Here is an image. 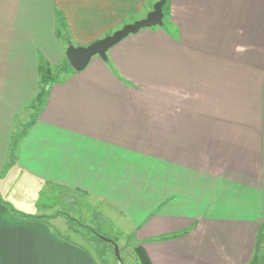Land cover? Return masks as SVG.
Masks as SVG:
<instances>
[{"label":"crops","instance_id":"1","mask_svg":"<svg viewBox=\"0 0 264 264\" xmlns=\"http://www.w3.org/2000/svg\"><path fill=\"white\" fill-rule=\"evenodd\" d=\"M158 1L0 0V192L15 168L37 193L106 205L151 264H251L264 257V0H168L162 27L50 87L9 164L41 61L58 67L65 38L89 46ZM1 197L0 264H97Z\"/></svg>","mask_w":264,"mask_h":264},{"label":"rangeland","instance_id":"2","mask_svg":"<svg viewBox=\"0 0 264 264\" xmlns=\"http://www.w3.org/2000/svg\"><path fill=\"white\" fill-rule=\"evenodd\" d=\"M148 5H150V1L146 6ZM146 6L145 8H147ZM145 12L146 9H144V12L142 13H134L130 18L126 19L123 24L126 25L133 24L137 21L144 19ZM115 32H113L112 34H114ZM64 76L66 75L60 74L58 77L62 78ZM28 120H29V115L25 113L18 118V127H17L18 133L22 129L20 128L22 126L21 124L23 125L26 124ZM4 174L5 176L2 180L4 186L3 191L4 189L6 190L5 194L10 197L11 200L10 204L16 210L29 215H36L38 213L39 215H47L50 217L49 221L50 224L53 226L54 230L58 229L61 233L67 234L69 233L70 230L68 227L69 221L64 217L65 215L63 216V212H65L67 216L75 218V220L77 221L79 219V221L84 226H89L93 229H96L99 235L103 238L106 239H111L115 237L120 238L119 246L121 249H124L123 251L121 250V259L123 263L140 264V261L135 256L133 251L136 243L135 238L133 236L130 237L129 234L126 235L124 233H121L122 230L119 228L117 224L116 212H114L106 205L102 207L100 206L96 207L92 210L90 208H84L85 206L82 205L81 208L84 209L81 210V213H83L81 214L77 208V194L55 192L53 191L54 189H50V188H43L40 193H37L36 188L31 183V181H28L27 179H23L21 175H17L15 168L11 170H7ZM0 191H2V189ZM4 195L2 196V192H0V197L2 196L1 198H6V200H8V198L4 197ZM83 197H80L81 201L84 200ZM98 213L101 214V217H103V219H100L101 217L100 218L97 217L99 216ZM57 214L58 216H56ZM86 230L83 231L84 235H86L87 237H91L92 236L91 230L88 229ZM69 234L72 237L71 239L72 242L76 244L78 242L83 246H85L86 248H88V250L90 251L91 255L93 256L97 264H118V262L115 259L114 249L109 243L99 241L100 244L105 248L104 249L101 246V248H103L106 252L105 256L103 257V255L100 253L101 251L99 252V248L95 246V242L88 243L86 239H83L80 235H77V233L70 232ZM121 235H123V237H121ZM257 254L260 255V258L263 257L262 256L263 251L259 250Z\"/></svg>","mask_w":264,"mask_h":264},{"label":"trees","instance_id":"3","mask_svg":"<svg viewBox=\"0 0 264 264\" xmlns=\"http://www.w3.org/2000/svg\"><path fill=\"white\" fill-rule=\"evenodd\" d=\"M167 5H168V2L163 8L164 16H165L164 21H165L166 16H167V9H166ZM59 36L60 37L62 36L60 29H59ZM64 42H65V45L68 47L70 45H72L71 40H69L68 38H65ZM67 68H69V69H67ZM70 68L71 67H70L67 60H65L61 65H59L58 67H55V68L51 67L45 61H41V63L39 64V68H38V71H39V90H38V93H37L34 101L25 110V114L29 115L28 122L24 125L21 124L22 126L20 128H22V129L19 131V133L17 132L15 134V137H14L13 143H12L11 154L9 157V164L16 162L19 144H20L21 140L25 137V135L28 132V130L30 129V127L35 123L39 114L42 112L44 105L46 103L48 94H49L50 87L54 84L62 82L66 78V76H68L71 73ZM60 74L61 75L64 74L66 76L59 78L58 76ZM80 196L81 195H77V208H78V211H80V213H81V210H80L81 205H83V206H88V205H87V202L81 201ZM81 202H83V204H81ZM11 210H13V209L11 208ZM81 214H83V213H81ZM19 216H21L22 218L28 219L30 221H42V220L48 221L50 218L47 215H44V216H42V215H28V214H21V213H19ZM56 216H58V214ZM63 216L69 221V225H68L69 230H70L69 233L70 232L77 233V235H80L83 239H86L88 243L89 242L90 243L95 242V246L99 248V252L101 251L100 253L103 255V257L105 256L106 252L104 250L105 248L100 244V242L109 243L113 247V249H114L113 243L117 244V246L119 247V252H120V256H121V250L123 251L124 249H121L119 246L120 238H118V237L111 238V239L103 238L99 235V233L97 232L96 229H93L89 226H84L79 221V219L77 221V220H75V218L67 216V214L65 212H63ZM86 229L91 230V233H92V236L90 235L91 237H87L86 235H84L83 231ZM54 232L57 234V236H59V238L65 240V241L72 242L71 241L72 237L69 233H67V234L61 233L58 229L55 230ZM121 237H123V235H121ZM130 237H132V236H130ZM108 240L113 241V243H110ZM77 244H79V243L77 242ZM101 246L104 249L101 248ZM81 247H83V246H81ZM83 248L85 251H87L89 254H91L90 251L88 250V248H86V247H83ZM133 251H134L135 256L140 261V264H151V262L147 256V253L145 252V250L142 248L141 245H139L138 243H135ZM114 254H115V251H114ZM263 258L264 257L260 258V255L257 254L255 256V258L253 259V261L251 262V264H264ZM115 259H116V256H115ZM116 261H117V259H116Z\"/></svg>","mask_w":264,"mask_h":264},{"label":"water","instance_id":"4","mask_svg":"<svg viewBox=\"0 0 264 264\" xmlns=\"http://www.w3.org/2000/svg\"><path fill=\"white\" fill-rule=\"evenodd\" d=\"M168 0H159L155 3L153 10L148 15L133 24L125 25L122 29L116 31L114 34L107 36L99 41L92 43L89 46L77 47L70 45L65 52L69 65L77 72H81L87 68L94 57H99L102 60H107V54L114 46L119 44L130 35L139 33L143 29H150L153 27H162L164 25V11L163 8ZM110 243L113 241L108 240ZM115 256L118 264H124L117 244L113 243Z\"/></svg>","mask_w":264,"mask_h":264}]
</instances>
